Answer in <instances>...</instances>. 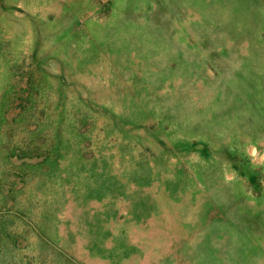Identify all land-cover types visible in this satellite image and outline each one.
<instances>
[{
  "label": "rangeland",
  "instance_id": "rangeland-1",
  "mask_svg": "<svg viewBox=\"0 0 264 264\" xmlns=\"http://www.w3.org/2000/svg\"><path fill=\"white\" fill-rule=\"evenodd\" d=\"M0 264H264V0H0Z\"/></svg>",
  "mask_w": 264,
  "mask_h": 264
}]
</instances>
